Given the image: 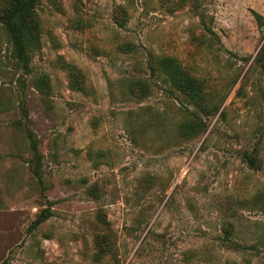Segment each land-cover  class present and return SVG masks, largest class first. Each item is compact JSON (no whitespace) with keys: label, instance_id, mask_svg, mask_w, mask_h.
Returning a JSON list of instances; mask_svg holds the SVG:
<instances>
[{"label":"rangeland","instance_id":"1","mask_svg":"<svg viewBox=\"0 0 264 264\" xmlns=\"http://www.w3.org/2000/svg\"><path fill=\"white\" fill-rule=\"evenodd\" d=\"M255 13L264 0H38L28 71L0 22V264H264ZM153 55L217 100L198 138Z\"/></svg>","mask_w":264,"mask_h":264},{"label":"trees","instance_id":"2","mask_svg":"<svg viewBox=\"0 0 264 264\" xmlns=\"http://www.w3.org/2000/svg\"><path fill=\"white\" fill-rule=\"evenodd\" d=\"M38 0H7L8 6L4 10L1 23L12 46V54L18 64L25 71L31 65L32 53L39 45V25L36 21V7ZM256 20L261 27H264V18L255 13ZM253 69L258 67L264 74V47L260 50L257 57L253 59ZM150 70L152 74L158 73L169 84L172 91L183 96L186 105L191 108L187 116L178 126L181 138L193 140L198 138L206 131V119L216 115L220 109L217 100L211 98L205 89L204 83L195 76L188 73L182 64L174 57L151 56ZM137 86L144 92L145 85L139 82ZM49 83L45 79L39 81V89L48 91ZM38 89V88H37ZM224 115V114H223ZM27 138L31 144L35 156H39L38 145L30 132ZM245 158L251 165L256 163V157L245 154ZM35 175L41 179L40 173L36 169ZM31 225L30 230L38 228L48 219V215L39 214ZM264 241V236L262 237ZM237 264V263H227Z\"/></svg>","mask_w":264,"mask_h":264}]
</instances>
